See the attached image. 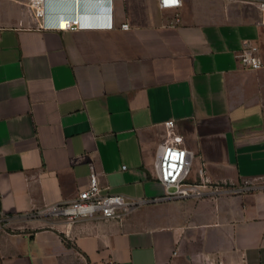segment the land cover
Returning <instances> with one entry per match:
<instances>
[{
	"label": "crops",
	"instance_id": "1",
	"mask_svg": "<svg viewBox=\"0 0 264 264\" xmlns=\"http://www.w3.org/2000/svg\"><path fill=\"white\" fill-rule=\"evenodd\" d=\"M45 1L80 23L95 24L84 14L101 9ZM110 5L101 27L58 30L36 24L28 0H0V264H264V187L165 197L153 167L172 119L193 154L188 181H200L201 167L220 184L264 177V64L236 58L254 43L264 62L257 8ZM90 165L101 192L139 201L127 215L32 214L72 200Z\"/></svg>",
	"mask_w": 264,
	"mask_h": 264
},
{
	"label": "built area",
	"instance_id": "2",
	"mask_svg": "<svg viewBox=\"0 0 264 264\" xmlns=\"http://www.w3.org/2000/svg\"><path fill=\"white\" fill-rule=\"evenodd\" d=\"M111 1L107 0L109 3L107 7H103L101 4L100 9L102 13H108L109 16L112 12ZM156 1L162 9H176L182 3V0H175V2H172V0ZM238 1L255 5L260 15V23L264 24V0ZM43 2L44 0H28L32 20L42 29L75 30L103 26L90 22L79 23L73 15H69V22L65 27L61 28L55 23L54 19L66 16L61 13H50L47 15L45 11L40 10ZM105 26L112 27L113 24L109 21ZM120 27L128 29L129 25L123 23ZM236 58L240 65L246 69H259L264 64L259 53V47L254 43L243 44L236 53ZM164 128V137L156 149L153 167L157 180L164 186L165 197H202L205 193L238 194L264 187V177L262 176L243 178L237 184L214 183L208 179L203 167L199 168V182L188 181L193 154L182 145L183 137L174 131V121L172 119L164 122ZM101 189L97 174L93 166L90 165L86 188L79 191L72 200L45 205L32 214L44 217H63L68 222H73L83 217L120 218L127 215L139 202L128 200L120 194L103 193ZM4 217L6 216L0 209V233L4 230Z\"/></svg>",
	"mask_w": 264,
	"mask_h": 264
},
{
	"label": "bare ground",
	"instance_id": "3",
	"mask_svg": "<svg viewBox=\"0 0 264 264\" xmlns=\"http://www.w3.org/2000/svg\"><path fill=\"white\" fill-rule=\"evenodd\" d=\"M45 2H46V1L44 0V2H43V4H42L40 10L45 11V12L47 13V15H49L50 13H53V14L61 13V14H64V15L66 16V17H64V18H55V19H54L55 22H58V23H56V24H57L59 27L63 28V27H65V26L67 25V23L69 22V19H68V16H69V15H73V17H74L75 19H77V18H76V15H77L78 12L76 13V12H67V11H53V10H50V9H48V8L45 7ZM84 15H86V16H85L86 18L94 19V21L96 20L95 24H97V23H99V21H100V19H101V17H102V12L99 10L98 12H96V15H92L91 13H90V14L86 13V14H84ZM60 21L65 22V25H63V26L59 25V22H60ZM79 23H80V22H79ZM88 23H89V22H88ZM90 23H93V22H90Z\"/></svg>",
	"mask_w": 264,
	"mask_h": 264
},
{
	"label": "water",
	"instance_id": "4",
	"mask_svg": "<svg viewBox=\"0 0 264 264\" xmlns=\"http://www.w3.org/2000/svg\"><path fill=\"white\" fill-rule=\"evenodd\" d=\"M78 6L84 10H92L101 5V0H77Z\"/></svg>",
	"mask_w": 264,
	"mask_h": 264
},
{
	"label": "rangeland",
	"instance_id": "5",
	"mask_svg": "<svg viewBox=\"0 0 264 264\" xmlns=\"http://www.w3.org/2000/svg\"><path fill=\"white\" fill-rule=\"evenodd\" d=\"M58 218L64 219L63 217H58Z\"/></svg>",
	"mask_w": 264,
	"mask_h": 264
},
{
	"label": "snow or ice",
	"instance_id": "6",
	"mask_svg": "<svg viewBox=\"0 0 264 264\" xmlns=\"http://www.w3.org/2000/svg\"><path fill=\"white\" fill-rule=\"evenodd\" d=\"M172 2H175V0H172Z\"/></svg>",
	"mask_w": 264,
	"mask_h": 264
}]
</instances>
